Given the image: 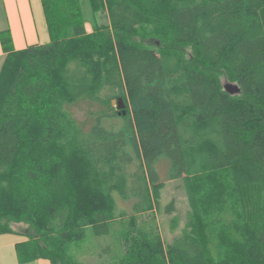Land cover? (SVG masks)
Listing matches in <instances>:
<instances>
[{
  "label": "trees",
  "instance_id": "16d2710c",
  "mask_svg": "<svg viewBox=\"0 0 264 264\" xmlns=\"http://www.w3.org/2000/svg\"><path fill=\"white\" fill-rule=\"evenodd\" d=\"M90 1L113 31L89 32L80 0H41L49 41L1 35L0 233L37 230L24 261L68 264L91 228L107 264H264V0ZM84 96L105 107L89 128L69 108ZM162 159L191 205L169 242Z\"/></svg>",
  "mask_w": 264,
  "mask_h": 264
},
{
  "label": "rangeland",
  "instance_id": "374dc122",
  "mask_svg": "<svg viewBox=\"0 0 264 264\" xmlns=\"http://www.w3.org/2000/svg\"><path fill=\"white\" fill-rule=\"evenodd\" d=\"M86 28L89 32H92L94 27H104L113 31V27L110 23L108 13L106 11H97L95 6L90 0H80ZM138 40L142 37L137 36ZM224 84L228 83L227 79L223 80ZM114 106L118 108V103L115 102ZM71 112L75 118L84 128H89L95 122L97 114L104 113L105 107L97 102L91 101L88 97L84 96L79 100L74 101L69 106ZM127 108V107H126ZM106 124V123H105ZM158 169L160 172L161 181H163V187L160 192V207L155 208L152 211V215L156 217V221L160 227L162 236L166 242L179 234L184 228L188 212L191 209L190 199L188 196V187L186 177H180L176 179H170L168 176L169 163L167 160L162 159L158 163ZM173 202L175 208L172 212L167 213L165 206ZM128 209H130L131 201L123 202ZM12 229L17 232H5L0 233V244L9 242L10 239H21V231L30 230V234L36 235L37 230L33 229V226L24 221H11ZM108 236H96L91 228L88 229L87 239L81 241L72 247L71 262L68 264H101L102 260H105L104 264H107L108 254L107 246L111 243ZM6 246V245H5ZM7 246L8 254L11 256L10 247ZM3 254L0 255V264H7Z\"/></svg>",
  "mask_w": 264,
  "mask_h": 264
},
{
  "label": "crops",
  "instance_id": "0c3cea01",
  "mask_svg": "<svg viewBox=\"0 0 264 264\" xmlns=\"http://www.w3.org/2000/svg\"><path fill=\"white\" fill-rule=\"evenodd\" d=\"M7 31H10L16 49L49 41L50 35L41 0H0V70L7 55L1 35ZM21 234L27 235L26 231H21ZM26 239L27 236H23L21 239H10L9 242L0 244V255L3 254L2 257L5 258L6 263L51 264L49 259L43 257L20 260L17 244ZM7 246L10 247L11 256L8 254V249H5Z\"/></svg>",
  "mask_w": 264,
  "mask_h": 264
},
{
  "label": "water",
  "instance_id": "95a60500",
  "mask_svg": "<svg viewBox=\"0 0 264 264\" xmlns=\"http://www.w3.org/2000/svg\"><path fill=\"white\" fill-rule=\"evenodd\" d=\"M224 87L228 92H230L232 94L240 92V86L238 84H235V83L228 82L224 85ZM115 102L118 103V108L122 109V112L125 114L126 113V104L124 102L123 97H119L118 99L113 98L112 104L114 105Z\"/></svg>",
  "mask_w": 264,
  "mask_h": 264
}]
</instances>
